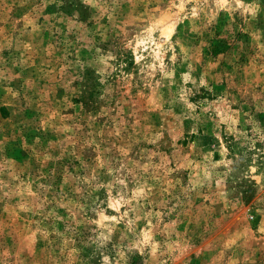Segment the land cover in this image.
<instances>
[{"label":"rangeland","instance_id":"rangeland-1","mask_svg":"<svg viewBox=\"0 0 264 264\" xmlns=\"http://www.w3.org/2000/svg\"><path fill=\"white\" fill-rule=\"evenodd\" d=\"M0 264H264V0H0Z\"/></svg>","mask_w":264,"mask_h":264}]
</instances>
